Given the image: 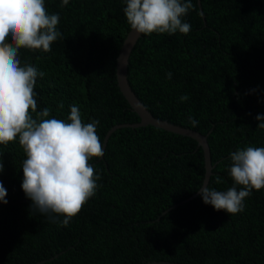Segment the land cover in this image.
I'll return each mask as SVG.
<instances>
[{"label": "trees", "instance_id": "trees-1", "mask_svg": "<svg viewBox=\"0 0 264 264\" xmlns=\"http://www.w3.org/2000/svg\"><path fill=\"white\" fill-rule=\"evenodd\" d=\"M199 1L201 11L192 0L184 17L188 34H141L127 80L154 117L207 136L213 165L207 186L226 191L234 184L231 153L264 147V129L255 119L264 115V0ZM61 5L45 0L47 12L59 14L61 37L50 52L20 49L21 66L45 74L34 86L37 112L49 108V118L67 121L70 106H78L82 122L99 121L103 146L114 126L140 121L115 74L131 29L126 4ZM182 95L189 99L182 102ZM26 158L18 138L0 145L7 193V203L0 202V264H264L262 189H253L238 214L205 204L197 193L203 152L191 138L152 126L113 131L103 157L89 160L100 176L96 194L67 227L32 210L21 187Z\"/></svg>", "mask_w": 264, "mask_h": 264}, {"label": "clouds", "instance_id": "clouds-1", "mask_svg": "<svg viewBox=\"0 0 264 264\" xmlns=\"http://www.w3.org/2000/svg\"><path fill=\"white\" fill-rule=\"evenodd\" d=\"M124 2L127 22L137 34H188L191 29L184 17L194 8L192 0ZM68 3L62 0L61 6ZM59 20V14L47 12L45 0H0V145L18 138L27 157L21 187L32 210L67 227L99 187L100 176L89 164L90 158L104 155L96 130L99 121L82 122L76 105L70 106L67 121L49 118V108L37 112L34 86L37 77L45 74L29 64L21 66L19 58L22 48L50 52L51 44L62 35L57 30ZM167 77L171 79L172 73ZM188 99L187 95L180 97L182 102ZM255 119L257 128L264 129V115ZM189 122L193 127L198 124L191 117ZM230 159L233 186L218 191L203 185L199 192L203 202L215 210L238 214L253 189L264 188V147L237 149ZM3 169L0 160V173ZM222 182L217 176L216 183ZM237 185L242 187L238 190ZM6 194L0 181V202L5 204Z\"/></svg>", "mask_w": 264, "mask_h": 264}, {"label": "water", "instance_id": "water-1", "mask_svg": "<svg viewBox=\"0 0 264 264\" xmlns=\"http://www.w3.org/2000/svg\"><path fill=\"white\" fill-rule=\"evenodd\" d=\"M198 6L201 11L200 7V1L198 0ZM141 34H137L135 30L130 29L126 38L123 41V44L120 48V51L118 53V56L116 58V80L117 85L120 89V92L124 96V98L127 100L130 108L136 115L139 117L140 121L134 124H120L114 126L111 130L108 131L107 135L105 136L104 142H103V151L106 146V142L109 138V135L119 128L124 127H130V128H138V127H145V126H152L155 128L162 129L167 132H171L173 134L182 136V137H188L197 143V147H200L203 152V158H204V178L202 182V186L208 185L210 176L212 175V168L213 165L211 163V156H210V149L207 142V136L200 134L199 132H196L192 129H188L185 127H182L180 125H176L173 123H169L167 121L158 119L154 117L142 104V102L137 98L135 93L132 91L128 80H127V66L129 63V56L130 53L135 46L137 40L140 38ZM102 158V157H101ZM201 186V187H202ZM263 195H264V188H262ZM200 194L199 190L197 192ZM196 195V194H195ZM194 197V196H193ZM56 256H53L51 259L55 258ZM45 260L39 261L35 264H42ZM146 264H181L177 262H171V261H151L147 262Z\"/></svg>", "mask_w": 264, "mask_h": 264}]
</instances>
